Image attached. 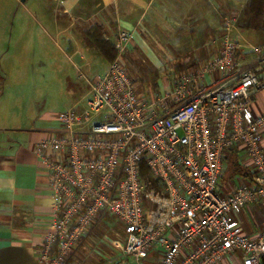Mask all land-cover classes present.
<instances>
[{
    "label": "built area",
    "instance_id": "2783aa9c",
    "mask_svg": "<svg viewBox=\"0 0 264 264\" xmlns=\"http://www.w3.org/2000/svg\"><path fill=\"white\" fill-rule=\"evenodd\" d=\"M234 22L224 18L217 51L195 73L171 77L172 89L149 101L122 60L131 31L116 33L105 73H81L83 106L59 113L60 135L36 145L53 209L39 264H83L69 259L107 215L123 225L125 241L100 264H145L151 254L156 264H264V228L245 236L233 216L264 203V115L251 111L264 90V43L248 47L255 63L244 67L247 47L231 37ZM232 149L252 160L254 184L223 195L218 184Z\"/></svg>",
    "mask_w": 264,
    "mask_h": 264
},
{
    "label": "crops",
    "instance_id": "0c3cea01",
    "mask_svg": "<svg viewBox=\"0 0 264 264\" xmlns=\"http://www.w3.org/2000/svg\"><path fill=\"white\" fill-rule=\"evenodd\" d=\"M8 1L9 5L4 6ZM14 2L36 7L50 31L59 38L65 35V55L75 60V66H85L83 73L91 77L105 73L109 62L83 42L82 30L99 25L105 40L112 44L118 31H131L133 37L122 60L130 75L135 73L136 57L149 60L157 81L155 92L172 89L171 77L195 73L215 54L225 33V17L235 19L231 32L247 34L254 42L249 46L259 45L255 44L257 41L264 43V31L245 27L249 0H0V66H4L0 68V264H39L37 250L49 230L53 209L47 168L36 153V145L43 138L60 135L61 128L57 112H46L22 88L9 86L8 66L24 64L31 51L20 39L8 43L14 26ZM22 14L30 16L26 10ZM79 19L86 20L87 28L77 25ZM64 21L72 23L79 36L70 39ZM241 58L244 67L255 63L249 49L243 51ZM169 61L171 68L166 71L172 73L160 79L163 72L158 70ZM80 76L77 81H67L66 91L72 99L68 109L83 106L88 94V85L81 83ZM143 98L148 100L147 96ZM251 111L255 116L264 115V90L252 98ZM261 145L264 146V133ZM224 165L218 184L221 194L229 195L238 187L254 184L252 160L243 150H229ZM233 216L242 233L254 238L264 228V203L245 205ZM107 221L102 219L91 233L106 230ZM85 242L69 262L88 263L91 255L85 253ZM155 262L156 255L151 254L145 264ZM218 264L230 263L224 259Z\"/></svg>",
    "mask_w": 264,
    "mask_h": 264
},
{
    "label": "rangeland",
    "instance_id": "374dc122",
    "mask_svg": "<svg viewBox=\"0 0 264 264\" xmlns=\"http://www.w3.org/2000/svg\"><path fill=\"white\" fill-rule=\"evenodd\" d=\"M5 5L8 6L9 1L5 3L4 6ZM12 9L14 13L12 14L11 20L14 26L11 31L12 36H8V43L20 39L24 44L29 45L31 51L27 60L24 61V64L20 66H8L9 79L11 81L9 86L12 85L13 89L17 87L22 88L26 95H28V98L39 102V107L44 108L46 112H57V114H59L66 111L72 103L71 96L66 91L67 81L68 79L70 81H77L78 77L81 75V83H85L80 72H85L86 67L75 66V60L65 55V35L59 38L50 31L44 19L37 13L36 7L28 3L19 5V3L14 2L12 4ZM25 10L30 13L29 17L22 14ZM64 22L63 26L67 28V32L65 33L67 36H70V39L79 36L74 29V25L72 26V23L67 24L66 21ZM76 22L81 28H87L88 23L85 19H79ZM18 32H23V34L18 36ZM223 37L224 34L221 35L220 39L222 40ZM231 37L239 41L243 48L247 47L244 48L243 51L249 49V43L254 45V42H250L247 34L240 35L237 32H231ZM221 40H219V42H221ZM106 41L113 46L111 41ZM256 43L260 44L259 41L255 42V44ZM94 58L97 59L98 57L95 56ZM170 63L171 61L166 62L161 69L162 71L158 70L159 73L163 72V74L159 76L160 79H162L166 73H172L166 71L168 68H171ZM133 64L135 73L130 72L132 78L136 79V83L138 84L137 91L142 96H147L148 100L152 99L157 93L155 92L157 81L153 72L154 67L150 65L149 60L139 57L135 58ZM3 67L4 66H0V68ZM15 79H17V81L12 82ZM104 218L108 220V227H106V230L97 229L95 234L89 233L88 237H90V239L86 237L85 241L87 242L83 244L85 253L90 252L91 255V257L87 255L89 260L87 264H100L104 262L115 256L124 245L125 232L123 225L111 215H107ZM101 238H104V240ZM87 248L90 249V251H88Z\"/></svg>",
    "mask_w": 264,
    "mask_h": 264
},
{
    "label": "trees",
    "instance_id": "16d2710c",
    "mask_svg": "<svg viewBox=\"0 0 264 264\" xmlns=\"http://www.w3.org/2000/svg\"><path fill=\"white\" fill-rule=\"evenodd\" d=\"M248 18L245 27L250 30L261 31L264 29V0H249L247 7ZM81 37L83 42L94 51L105 57L109 64L113 62L116 57V52L113 46L105 40L101 26L92 25L86 30H82ZM259 93V92H258ZM141 177L149 179L153 182L150 172L144 164L141 166ZM222 178V177H221ZM152 187V185H151ZM219 190V188H218Z\"/></svg>",
    "mask_w": 264,
    "mask_h": 264
}]
</instances>
